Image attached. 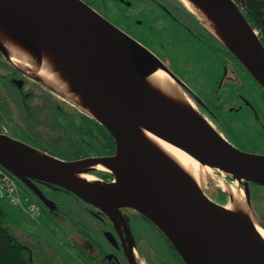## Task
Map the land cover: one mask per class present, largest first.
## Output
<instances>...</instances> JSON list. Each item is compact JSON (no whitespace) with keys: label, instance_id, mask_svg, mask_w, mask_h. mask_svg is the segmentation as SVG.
<instances>
[{"label":"water","instance_id":"1","mask_svg":"<svg viewBox=\"0 0 264 264\" xmlns=\"http://www.w3.org/2000/svg\"><path fill=\"white\" fill-rule=\"evenodd\" d=\"M193 1L210 16L216 32L196 18L264 91V47L243 16L239 0ZM0 24L34 52L43 42L48 45L88 109L13 64L1 43L0 53L101 124L115 146L111 156L65 161L0 133V167L47 208H52V202L35 182L71 193L113 222L121 217V208L133 210L164 236L184 264H264V241L248 221L226 209L225 197L223 204L209 198L140 136L139 131H145L217 169L231 182L242 183L256 220L249 204V184L264 188V156L232 145L195 108L190 114L152 94L142 83L150 64L190 98L155 55L81 0H0ZM100 163L106 171L90 167ZM93 171L108 172L112 180L100 181ZM74 174L92 175L97 182Z\"/></svg>","mask_w":264,"mask_h":264},{"label":"flooded vegetation","instance_id":"2","mask_svg":"<svg viewBox=\"0 0 264 264\" xmlns=\"http://www.w3.org/2000/svg\"><path fill=\"white\" fill-rule=\"evenodd\" d=\"M81 1L147 49L150 39L149 43L154 41L159 44L162 42L160 34H168L172 29L178 35L181 34L182 43H187V39L190 38L201 45L200 39L204 40L205 38L204 30L197 26L190 17L188 9L179 0ZM157 58L168 69L167 63L159 57ZM214 60L221 70L224 67V72L228 64L231 68L237 69L236 65L228 58L225 59L224 65L220 58L218 60L214 58ZM223 75L225 76L224 73ZM236 91L238 92L237 87L227 85L224 87L223 93L232 98L231 95ZM47 92L38 81L14 67L10 62L7 63L5 57L0 53V133L19 141H22L20 136L23 135L34 138V127L38 122H43V118L40 117H44L46 102L51 105L52 100H56L54 108L59 111L62 103H66L54 93ZM219 92L221 91L216 87L211 95L209 94V98L205 100L188 94L197 112L217 132H220L218 130L221 128L225 129L221 127L219 116L224 108V105L218 103ZM46 94L50 96L47 98ZM250 95L251 93L247 89L243 92L244 100L240 109L253 114L254 108ZM196 98L199 100L198 102ZM71 107L74 106L71 105ZM233 107L230 105L228 109L234 111ZM92 174L100 181H108L107 178L99 176L97 171H93ZM35 185L43 196L52 202V208L45 207L28 189L24 191L32 200H38L42 213L44 210L41 205L45 207L48 214L55 212L67 221L70 230H73L72 234L65 227L62 234L67 239L71 238L69 240L71 246L73 245L79 253L84 252L85 256L92 259L95 264H137L138 261L148 264L140 256L139 249L148 244L149 240L156 239L158 230L143 216L131 209L121 208L119 210L121 217L113 222L98 209L80 201L63 189L39 182H35ZM57 193L64 194V198L58 196ZM46 245L39 244L45 249L47 246L50 247L49 243ZM68 245L70 246V244Z\"/></svg>","mask_w":264,"mask_h":264},{"label":"rangeland","instance_id":"3","mask_svg":"<svg viewBox=\"0 0 264 264\" xmlns=\"http://www.w3.org/2000/svg\"><path fill=\"white\" fill-rule=\"evenodd\" d=\"M180 35L172 29L168 34H160L162 42L159 44L154 41L149 43L150 39L148 47L153 52L149 48H145L167 63L170 73L189 95L205 100L217 87L221 91L218 94V103L224 105L223 112L221 111L219 115L221 127L225 128H218L220 131L218 133H221L228 142L240 150L264 156V101L257 95L252 83L239 69L231 68L229 64L224 72V67L221 70L214 58L201 45L190 38L187 39V43H182ZM227 85L238 88V92L231 95L232 98L223 93L224 87ZM246 89L251 93L253 114L240 109L244 100L242 94ZM235 96L236 99H234ZM230 105L234 106V111L228 109ZM64 106L67 109H73L70 103L66 102ZM235 184L236 181L231 182L225 174L215 171L213 180L206 183L203 192L209 198L220 202L222 200L216 197L219 191L223 192L224 185H230L236 190L244 187L242 183L241 186ZM16 187L20 200L28 196L25 189L19 187L17 183ZM57 195L64 198L62 193H57ZM243 196L245 198L244 193ZM224 197L226 205L229 200L226 195ZM0 206L9 217V225L17 234H27L33 240H41L45 245L49 243L54 248L55 264H95L92 259L81 255L75 248L67 245L71 238L64 237L62 231H65L66 228L72 234L73 230H70L67 221L55 212L48 214L47 211L43 213L41 211L40 215L34 216L26 211L24 204L13 205L1 197ZM57 222L58 225H56Z\"/></svg>","mask_w":264,"mask_h":264},{"label":"trees","instance_id":"4","mask_svg":"<svg viewBox=\"0 0 264 264\" xmlns=\"http://www.w3.org/2000/svg\"><path fill=\"white\" fill-rule=\"evenodd\" d=\"M238 4L243 16L257 32V36L264 47V0H239ZM188 12L197 26L204 30L205 38L204 40L200 39L202 47L213 58L217 60L220 58L223 65L226 58L232 61L246 79L252 83L255 92L264 101V91L236 57L201 24L193 13L189 10ZM39 84L45 87L43 84ZM45 89L52 92L47 87ZM49 96L46 94L47 98ZM55 102L57 101L54 99L51 105L46 102L44 117H40L43 118V122H38L34 127L35 137L20 136L21 142L65 161L113 155L114 141L101 124L75 107L67 109L64 102L59 111L54 108ZM0 172L13 178L19 187L27 189L2 167H0ZM98 175L107 178L108 181L112 180V175L108 172H99ZM219 198L224 200V193L221 191ZM33 202L39 206L38 200ZM249 204L256 220L264 228L263 187L249 184ZM41 206L44 211H47L43 205ZM39 244H42L41 240H33L27 234H17L9 225V217L0 206V264H55L54 248L49 244L50 247L47 246L45 249ZM68 244L71 246V242ZM71 247L75 248L74 246ZM139 252L148 264H184L159 231L156 239L149 240L148 244L139 249ZM82 255L86 254L83 252Z\"/></svg>","mask_w":264,"mask_h":264},{"label":"bare ground","instance_id":"5","mask_svg":"<svg viewBox=\"0 0 264 264\" xmlns=\"http://www.w3.org/2000/svg\"><path fill=\"white\" fill-rule=\"evenodd\" d=\"M180 1L202 21L207 28L216 32V26L202 7L193 0ZM0 43L3 45L7 57L13 64L28 74L42 80L58 93L88 109V107L84 105L81 95L73 90L70 79L64 75L56 56L45 42L41 44L38 52H34L23 42H19V40L13 38L11 33L0 24ZM142 83L152 94L163 101L190 114L195 113L191 99L165 72L154 64L148 66L147 75L143 78ZM139 132L143 140L153 150L189 177L202 191H204L206 183L213 180L214 172L217 171V169L199 163L181 150L145 131ZM90 167L102 171L107 170L101 163L91 165ZM84 168L87 167H81L80 170ZM73 176L89 183L97 182V178L89 174H74ZM236 184L238 183L236 182ZM222 189L229 200L226 204V209L232 214L248 221L264 241V229L254 219L247 201L243 196L244 189L240 187V189L236 190L231 188L230 185H224ZM137 264L144 263L138 261Z\"/></svg>","mask_w":264,"mask_h":264},{"label":"built area","instance_id":"6","mask_svg":"<svg viewBox=\"0 0 264 264\" xmlns=\"http://www.w3.org/2000/svg\"><path fill=\"white\" fill-rule=\"evenodd\" d=\"M0 197L7 199L13 205L24 204L26 211L34 216L40 214L39 206L29 196L20 200L15 180L2 172H0Z\"/></svg>","mask_w":264,"mask_h":264}]
</instances>
